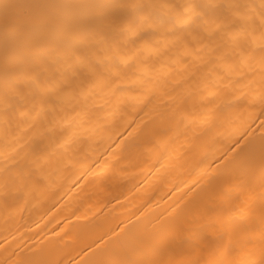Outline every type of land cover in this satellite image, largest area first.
<instances>
[{"label": "bare ground", "instance_id": "bare-ground-1", "mask_svg": "<svg viewBox=\"0 0 264 264\" xmlns=\"http://www.w3.org/2000/svg\"><path fill=\"white\" fill-rule=\"evenodd\" d=\"M0 264H264V0H0Z\"/></svg>", "mask_w": 264, "mask_h": 264}]
</instances>
